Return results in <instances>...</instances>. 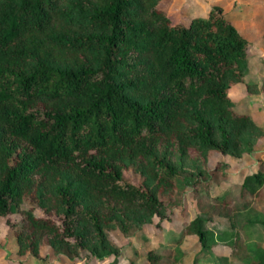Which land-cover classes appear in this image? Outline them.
I'll list each match as a JSON object with an SVG mask.
<instances>
[{
  "label": "trees",
  "instance_id": "16d2710c",
  "mask_svg": "<svg viewBox=\"0 0 264 264\" xmlns=\"http://www.w3.org/2000/svg\"><path fill=\"white\" fill-rule=\"evenodd\" d=\"M161 3L0 0V226L16 254L116 264L111 230L151 225L163 239L142 264H196L188 235L195 256L224 244L264 264L252 230L264 228V158L239 182L209 161H241L264 138L228 93L250 43L219 4L175 21ZM187 192L194 215L164 228Z\"/></svg>",
  "mask_w": 264,
  "mask_h": 264
},
{
  "label": "rangeland",
  "instance_id": "374dc122",
  "mask_svg": "<svg viewBox=\"0 0 264 264\" xmlns=\"http://www.w3.org/2000/svg\"><path fill=\"white\" fill-rule=\"evenodd\" d=\"M161 5L173 20L183 19L191 15H203L211 4L222 6L226 16L238 28L240 33L249 41V57L243 81L233 83L228 88L229 97L234 106L240 110H247L255 122L264 127V92L258 90V86L264 85V0H161ZM249 83V84H247ZM258 158H264V138L260 139L254 151L243 156L239 161L230 155L213 153L210 155V164L217 160L224 161L228 172V181L239 182L245 172L253 169ZM227 183H221L220 187L225 189ZM184 215L181 209L173 211L170 219L163 222L164 228L177 230L180 222L191 218L195 211L194 201L187 192L184 195ZM251 208H243L235 211L238 222L251 215ZM35 213L40 210L35 208ZM12 216V215H11ZM156 218H154V221ZM215 230L223 227V221H214ZM254 239L264 248V228L253 225ZM114 241L120 245L121 252L116 264H142L143 257L140 251L147 246H157L163 239V234L153 229L151 225H146L143 231H134L130 236H123L117 230H111ZM196 238L188 235L181 246L191 252L190 259L194 256L196 264H243V260L235 258L229 253V249L224 244L213 247L212 252H201L194 255L198 250ZM197 249V250H196ZM136 251V255L134 252ZM138 251V252H137ZM131 259V263L129 260ZM50 261V262H49ZM42 259L28 255H18L14 252L13 240L7 233V227L0 226V264H68L66 259ZM189 261V258L187 259ZM77 264H82L77 262ZM94 264H106V261H96Z\"/></svg>",
  "mask_w": 264,
  "mask_h": 264
}]
</instances>
